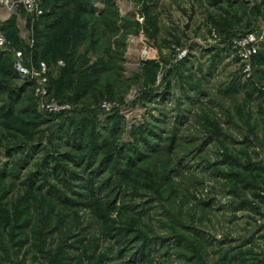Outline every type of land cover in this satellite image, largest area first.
Here are the masks:
<instances>
[{
    "label": "rangeland",
    "instance_id": "rangeland-1",
    "mask_svg": "<svg viewBox=\"0 0 264 264\" xmlns=\"http://www.w3.org/2000/svg\"><path fill=\"white\" fill-rule=\"evenodd\" d=\"M22 1L0 0V264H264V0Z\"/></svg>",
    "mask_w": 264,
    "mask_h": 264
},
{
    "label": "built area",
    "instance_id": "built-area-1",
    "mask_svg": "<svg viewBox=\"0 0 264 264\" xmlns=\"http://www.w3.org/2000/svg\"><path fill=\"white\" fill-rule=\"evenodd\" d=\"M22 3L27 8V10L36 15L41 14V9L38 7L36 0H23ZM256 42V37L253 34L247 33L243 39H241V46L244 47L245 53L243 54L246 59L249 55L255 53L254 43ZM6 50V40L2 34H0V53ZM10 52L13 54V69L16 74L23 80L30 82L31 85L36 86V92L38 95H42L46 89L47 78L45 76L46 69L44 65H41L40 72L38 74L32 72L28 67H26L22 62V53L19 50L12 49ZM138 57L136 59H143L148 56L147 50L144 48L137 53ZM186 55V51L182 50L178 53V58H183ZM137 61V60H136ZM58 64L62 65V61H58ZM106 106V105H103ZM41 108L49 113H58L65 111L69 108L67 104H60L56 102L46 103L41 105Z\"/></svg>",
    "mask_w": 264,
    "mask_h": 264
},
{
    "label": "trees",
    "instance_id": "trees-1",
    "mask_svg": "<svg viewBox=\"0 0 264 264\" xmlns=\"http://www.w3.org/2000/svg\"><path fill=\"white\" fill-rule=\"evenodd\" d=\"M0 54H2V53H0ZM12 65H13V63H12ZM12 67H13V66H12ZM13 70H14V69H13ZM26 83L31 84L30 82H27V81H26Z\"/></svg>",
    "mask_w": 264,
    "mask_h": 264
}]
</instances>
